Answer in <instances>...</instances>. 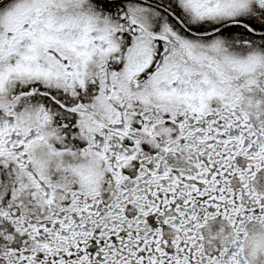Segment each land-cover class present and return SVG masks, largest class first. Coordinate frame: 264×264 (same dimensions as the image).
<instances>
[{
  "label": "snow or ice",
  "instance_id": "1",
  "mask_svg": "<svg viewBox=\"0 0 264 264\" xmlns=\"http://www.w3.org/2000/svg\"><path fill=\"white\" fill-rule=\"evenodd\" d=\"M0 264H264V0H0Z\"/></svg>",
  "mask_w": 264,
  "mask_h": 264
}]
</instances>
